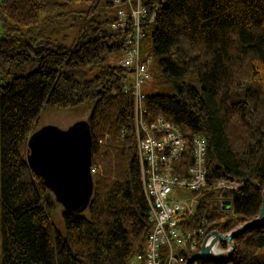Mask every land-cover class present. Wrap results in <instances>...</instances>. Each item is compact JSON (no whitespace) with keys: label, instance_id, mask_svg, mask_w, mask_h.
Wrapping results in <instances>:
<instances>
[{"label":"trees","instance_id":"trees-1","mask_svg":"<svg viewBox=\"0 0 264 264\" xmlns=\"http://www.w3.org/2000/svg\"><path fill=\"white\" fill-rule=\"evenodd\" d=\"M103 1L0 3V67L10 77L0 87V264H129L145 254L154 223L140 180L134 101L124 92L130 72L112 61L124 38L111 34L115 11L111 0ZM165 1L155 21L143 27L155 76L172 93L146 96L147 119L163 118L187 140L176 163L180 175L193 164L194 137L203 136L208 184L242 183L237 191L204 196L232 202L224 221L215 202H205L198 214L209 219L206 234L229 232L258 217L262 207L264 0ZM81 3L86 10L69 9ZM147 5L152 14L154 4ZM76 28L67 45L66 31ZM86 101L93 102L86 123L94 191L85 210L63 213L62 235L49 213L55 197L28 165L27 144L45 106ZM234 242L228 261L199 264H264V226Z\"/></svg>","mask_w":264,"mask_h":264},{"label":"built area","instance_id":"built-area-1","mask_svg":"<svg viewBox=\"0 0 264 264\" xmlns=\"http://www.w3.org/2000/svg\"><path fill=\"white\" fill-rule=\"evenodd\" d=\"M111 1L116 7V20L110 30L111 34H120L124 38L126 52L119 64L130 72V83L124 92L134 101V132L141 182L154 223L145 254L136 256L129 264H187L190 257L195 255L190 253L189 256L187 251L196 250L199 242L205 239L207 218L197 221L193 226L188 225L190 219L198 217L202 204L209 202V199L204 200V196L215 191H237L242 183L220 180L214 185L208 184L207 141L203 136H195L192 141L194 159L187 174L182 176L178 173L176 163L184 157L187 140L179 128L163 118L152 123L148 121L145 107L147 95L142 90V85L153 76L147 62L141 61L140 45L146 36L143 24L154 22L166 1ZM148 3L154 4L152 14ZM95 173V167L92 166L91 174ZM212 199L216 205L223 207L222 195L219 199ZM175 247L181 249V257L174 255ZM228 251V247H222L221 243L215 248L220 256L226 255Z\"/></svg>","mask_w":264,"mask_h":264},{"label":"water","instance_id":"water-1","mask_svg":"<svg viewBox=\"0 0 264 264\" xmlns=\"http://www.w3.org/2000/svg\"><path fill=\"white\" fill-rule=\"evenodd\" d=\"M92 146V131L86 121L76 123L67 130L46 126L33 133L28 141V165L33 172L42 177L46 188L54 195L65 213H80L91 202L94 191L91 174ZM231 205V201H224L222 209L226 210ZM259 226H264V191L258 217L226 233L212 231L205 237L200 253L191 257L187 264L197 261L204 263L228 261L235 252L234 240ZM219 243L225 244L229 249L224 256L215 252Z\"/></svg>","mask_w":264,"mask_h":264},{"label":"rangeland","instance_id":"rangeland-1","mask_svg":"<svg viewBox=\"0 0 264 264\" xmlns=\"http://www.w3.org/2000/svg\"><path fill=\"white\" fill-rule=\"evenodd\" d=\"M2 1L3 0H0V3ZM105 1L106 0H104L103 2H105ZM87 6L88 5L86 3H81L80 5L77 4V5L71 6L69 9L71 11L77 12V11L86 10ZM102 8H104V5H102ZM112 9H113V11H115L116 7L113 5ZM78 29L79 28L66 31L68 33V35L70 36L68 38V41L66 42L67 45H70L72 39L75 36H77ZM4 35H5L4 29L2 27V23L0 22V39L3 38ZM149 47H150V41L145 36L142 39L141 45H140L141 61L143 63L147 62V66H148L150 72H152L153 76H151V78L148 79L142 85V90L145 93V95H147V96L156 95V94L170 95L172 93L171 85L163 83V79L161 77H158L157 75L155 76V71L153 70L154 65H155V57L150 52ZM125 52H126V48H124L123 51L120 52L119 54H116L112 58V61L116 64H119L120 60L125 57ZM0 66H1V63H0ZM7 80H10L9 75H7L6 73H3L1 70V67H0V87H1V85H4V83ZM129 83H130V81H129ZM92 108H93V102H91V101H86V102H84V103H82L76 107H71V108H54V107H50V106H45L41 112L39 121H38V123L34 129V133L40 131L41 129L45 128L46 126H56L61 130H67L68 128L72 127L76 123L87 121ZM217 192H219V191H217ZM214 198L219 199L220 196L219 197L217 196ZM224 201H227V200L223 197V202ZM209 202H213V199H209ZM220 203H222V202H220ZM218 205H219V213H220V215H222L221 221H224L225 217L227 215L232 214V207L228 206L226 208V210H223L221 208L220 204H218ZM49 213H50V217H51V222L54 225V227L62 235H65L66 227H65V223H64V217H63V213H64L63 207L55 200L54 205L52 206V208H50ZM203 218L204 217H200V216L197 217V219L199 221H201ZM208 223H209V219H208ZM207 224H206V226H207ZM194 225H195V223H194ZM205 230H206V227H205ZM206 235H208V234H206ZM206 235H205V237H206ZM203 239L199 242V245H198L196 250L191 251V252L187 251V254L189 256L191 255L190 253H194L195 255L200 253L201 246H202L203 241H204ZM180 250L181 249L179 247L174 248V255L176 257H181ZM191 257H193V256H191ZM197 262H200V261H197ZM0 263H1V259H0ZM195 263L196 262H194L193 264H195Z\"/></svg>","mask_w":264,"mask_h":264},{"label":"bare ground","instance_id":"bare-ground-1","mask_svg":"<svg viewBox=\"0 0 264 264\" xmlns=\"http://www.w3.org/2000/svg\"><path fill=\"white\" fill-rule=\"evenodd\" d=\"M138 164H139V162H138ZM139 169H140V167H139ZM140 180H141V174H140ZM141 185H142V182H141ZM221 233H223V232H221ZM224 233H226V232H224ZM207 236V235H206Z\"/></svg>","mask_w":264,"mask_h":264}]
</instances>
